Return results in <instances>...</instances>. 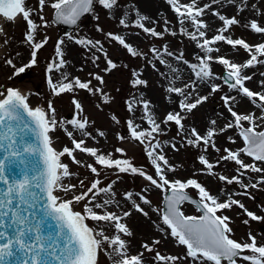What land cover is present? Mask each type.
I'll return each instance as SVG.
<instances>
[{"label":"snow or ice","instance_id":"obj_1","mask_svg":"<svg viewBox=\"0 0 264 264\" xmlns=\"http://www.w3.org/2000/svg\"><path fill=\"white\" fill-rule=\"evenodd\" d=\"M227 2L234 4L236 0H227ZM240 2L243 4L246 0H240ZM166 3L177 17L181 34L196 42L195 46L203 55L199 53L195 55L198 63L183 60V52L175 57L187 64L196 79L184 83L182 87L172 86L170 81L166 92L175 94L181 99L174 101L178 110L167 112L159 122L152 112L150 102L143 98L142 93L127 102L130 113L135 111L134 106H140L142 111L140 119L147 124L146 128H142L141 124L128 120L127 128L131 139L144 147L145 154L154 168V176L133 166L129 159H114L111 153L104 154L96 147L87 146L85 137L92 138L91 133L86 131L89 120L82 115V105L75 98L71 101L74 106V118L58 121L55 118L52 101H48L47 110L39 106L32 107L28 94L17 88L0 87V264H98V256L101 252L109 259L110 264H145L144 252L153 254V264H176V261L180 259L174 255L161 254L155 247L161 243L158 239H153L151 243L143 242L141 244L143 251L130 255L129 242L122 237L133 235L123 222L125 218L132 215V212L122 210L120 214L109 210L115 203L112 199L114 196L112 184L115 182L101 186L102 182L97 178L87 187L84 180H79L78 185L64 184L65 178L76 175L69 171L68 164L62 162L61 158L64 156L70 158L73 164L87 168L96 177L101 174L96 166L98 165L102 169H115L118 173H130L142 177L148 182L145 192L149 190V187H155L164 193H170L163 198L164 207L153 209V211L160 213V219L168 229L167 235L186 249L185 258H191L193 264L197 262L199 264H238V260L246 264H264V244H258L256 236L251 232L248 233L247 240L243 242L231 238L230 217L217 214L236 206L248 217L243 223L264 221V217L249 211L240 200L234 198L236 195L250 196L249 188L257 189L260 185H264V167L259 166L264 164V130H258L264 129V91L250 90L246 82L251 81L253 77L244 74L246 69L254 68L257 64H264L262 59L264 58V42L250 45L242 38L233 39L230 35H225L241 21L235 16L226 17L217 11H212L211 14L218 18L221 25L215 29V34L208 38L207 32L210 26L203 16L211 9V4L206 3L201 6L199 0H189L188 3H183L182 0H166ZM220 3L221 0H212V4ZM46 4L54 11V22L69 25H76L82 16L93 12L96 4L107 10L110 17L114 10L120 7L119 0H51L50 4L49 0H37L35 7L27 6V0H0V37H4L0 40V46L9 43L7 34L4 32V24H15L20 18L26 25L24 42L31 49L30 60L20 67H17L11 58L5 60V63L14 69L9 79L18 77L36 65L38 51L48 43L47 36L43 40L36 39L38 29L48 26V22L41 14ZM133 11L135 19L131 24L126 18L128 13L125 12L118 20L119 26L125 29L138 28L151 37H163L164 33L145 25L144 21L149 20L147 16L141 15L138 9ZM34 15L40 23L32 18ZM164 23L167 25L170 22L165 20ZM185 25H189L193 30L188 31ZM244 26L254 33L264 34V26L258 24L256 20ZM97 30L103 31L99 27ZM164 31L168 32L169 29L165 27ZM170 34L176 35V32ZM104 35L109 41L125 49L131 57L144 55L123 35L114 32H107ZM68 39L74 40L77 45L88 46L90 49L103 52V46L98 40L77 39L72 36ZM219 42L231 46L234 51L243 49L249 58L243 63H236L225 56L213 55L220 51L218 47H213ZM64 43L63 39L56 43L55 58L47 66L49 74L61 73L55 80L52 75L48 76L47 83L51 94L58 97L81 89L101 93L103 103H108L109 98L103 94L102 88L90 87L91 80L82 81L79 77H70L68 73L61 72L66 65L63 58L65 53L61 47ZM149 51L159 64L166 65L171 72L177 73L178 70L163 59L164 55L169 57L174 55L168 51L167 45L163 46V52L156 48H151ZM19 55L16 53V56ZM104 58L107 65L103 69L104 72H110L117 67L108 58L106 52ZM96 59L98 58L93 57V64L96 63ZM145 59H147L146 56ZM213 62L223 66L224 76L214 75L211 69ZM147 63L154 70L159 71L151 60ZM89 75L100 85L104 84L100 75L93 73ZM261 75L264 76V73ZM132 76L130 84L133 88L147 86V82L140 78L136 70L132 71ZM176 79H179V75ZM214 79L222 80L229 92L236 93V95L221 96L231 119L226 118L227 122L221 127H217L216 119H211L204 134L195 127L186 129L183 121L187 119V114H191L209 98L208 95H199L197 81L209 84ZM260 84L264 87V81ZM220 91V84L210 83L209 95ZM237 96L247 98L259 110L260 115L257 116L252 112L238 113L234 109V105L238 103ZM111 119L119 124L115 115ZM170 123L177 126L178 134L183 136L185 132L187 133L184 136L187 144L203 145L205 151L211 147L219 152L215 137L228 130H237L243 147L238 150L225 148L226 154L220 156L216 163L233 161L238 166L235 175L231 177L219 175L218 179L227 185H239L243 191L226 193L221 189V194L225 196V199L221 201L219 196L211 194L196 179L186 181L168 179L167 172H174L175 168L169 164L161 143L156 137L163 132L161 125L167 126ZM65 125L79 132L80 138L77 139L74 132ZM58 128L66 133L72 144L71 148L64 146L62 150H57L53 147V138L50 133ZM98 135L104 137L105 133L99 131ZM118 139L123 140L124 137L118 136ZM228 140L233 144L236 143L232 137H228ZM170 146L178 150L175 144ZM115 151L124 154L121 148H116ZM76 152L94 158V163L78 160L74 155ZM241 154L250 157L254 162L245 163ZM199 162L205 166L208 175H215L213 169L216 165L209 162L204 155L199 157ZM248 172L262 175L255 182L245 184L242 178ZM78 187L83 190L77 191ZM189 188L196 190L198 200L192 199L187 194L186 190ZM101 194L107 195L108 198L99 200ZM133 195L132 192H126L123 199L130 201L136 212L147 216L148 213L144 211L141 204L133 200ZM135 195L142 204L151 203L145 195L141 193ZM185 201L195 205L202 215H186L181 207ZM81 203H83L82 210H74V205ZM117 207H120L118 203ZM88 221L93 222L92 226Z\"/></svg>","mask_w":264,"mask_h":264},{"label":"rangeland","instance_id":"obj_2","mask_svg":"<svg viewBox=\"0 0 264 264\" xmlns=\"http://www.w3.org/2000/svg\"><path fill=\"white\" fill-rule=\"evenodd\" d=\"M50 2L51 0H49V4ZM136 2L137 0H119L120 7L114 10L111 17L107 10L102 9L101 6L96 4L94 5L93 12L84 17L80 21V24L67 35L63 33L64 29L62 27L53 22L54 11L48 6V4H46L41 14L44 16L45 21L48 22V26L40 27L38 29L36 39L43 40L44 37L47 36L48 43L44 48L38 51L36 65L13 79H9V76L12 75L14 69L8 66L5 63V60L11 58L15 65L20 67L22 64L27 63L30 60L31 49L24 42L26 28L25 22L21 20L15 24L8 23L5 28V33L7 34L9 43L3 45L5 47L6 55L5 57L0 58V87L17 88L21 92L28 94L32 107L39 106L47 110L48 101H52L53 107L55 108V118L58 121H67L74 118V106L71 101L75 98L82 105V115L89 120V125L86 131L91 133L92 138L85 137L87 146L96 147L104 154L111 153L114 159H129L133 166L141 168L147 174L154 176V168L145 154L144 147L137 141L131 139L127 128L128 120H133L134 123L141 121V108L138 105L134 106L135 111L130 113L127 109V102L134 96H140L141 93L145 99L144 93L150 94L149 96H151L155 90L159 95L163 94L166 100H169L171 93L166 92L167 88H161L159 82L162 65L159 64L157 60L153 59L149 50L151 48H156L163 52V46L167 45L168 51L172 53L174 52L178 56L183 52V60L187 61L190 57V50L194 47L195 43L187 36L181 34V26L175 18L167 20L170 22L167 25H165L163 21L157 26H153L158 32L164 33L162 38L148 36L138 28L129 27L125 29L119 26L118 20L125 12L128 13L126 18L130 24L132 20L135 19L133 9ZM243 5L246 8L252 9L254 14L252 20H256L258 24L264 26V0H246ZM253 5L255 7H253ZM27 6H37V0H27ZM97 16L99 17L98 19L96 18ZM32 18L37 23H40L35 15ZM144 23L147 27H150L145 21ZM245 24H250V22H243L233 26L229 33H225V35H230L233 39L242 38L250 45L264 42V34L252 32L250 28L244 26ZM98 27L103 29V31H98ZM165 27L169 29L168 32L164 31ZM184 27L187 28L188 31H191L190 27L186 25ZM107 32H114L123 35L133 47L144 55L135 58L131 57L125 49L117 45L115 42L109 41L105 37L104 34ZM171 32H176V35H171ZM69 36L77 39L98 40L103 46V52L90 49L88 46L77 45L74 40L68 39ZM61 39L65 41L61 46L63 51L65 48V55L63 58L67 57L65 61L67 62L69 60V63L72 62V66L74 67L69 76L79 77L82 81L91 80L90 87L93 89L97 87L102 88L103 94H106L109 98L108 103H103V96L101 93L88 92L81 89H77L74 93L61 94L58 97L51 94V90L47 83L48 76L52 75L55 80L61 73L57 72L49 74L47 72V66L55 58V45ZM217 46L224 54L232 55L240 60H247L249 58L243 49L234 51L231 46L223 42H220ZM105 52L107 53L108 58L117 65V67L110 72L103 71L107 66L104 58ZM16 53H19L20 55L16 56ZM145 56L147 59H145ZM93 57L98 58L96 59L95 64L92 62ZM169 58L170 57L167 55L163 56V59L165 60ZM148 60H151L159 71L154 70L153 67L147 63ZM133 70H136L139 73L140 78L147 82V86H141L139 88H133L131 86L130 81L133 79ZM212 71L216 77H222L225 74V70L223 69ZM245 71L249 72L248 75L253 77L251 81L246 83H255L257 79L262 77L261 73H264V64H257L254 68L246 69ZM89 73L100 75L104 80V84L100 85L98 81L89 75ZM215 80L221 85V91L212 94L211 98L209 95L208 100L202 104L199 111H193L191 114H187V119L183 121L186 129L193 126L192 123L199 122V120H202L207 114H209L213 102L217 103V100L221 99V96L230 94L229 89L223 84L222 80ZM250 90L257 92L264 91L258 90L257 86L251 87ZM173 96L177 97L175 94H173ZM148 101L150 102L152 99L149 97ZM257 110L258 109H256V111ZM169 111L170 107L168 106H163L161 108L159 105H156V109L153 113L156 115L159 122ZM113 115L117 117L119 124L112 121L111 117ZM65 127L72 130L77 139L80 138L81 134L71 129V126L65 125ZM161 127L163 132L156 138L160 141L164 154L166 153L165 149L169 144H175L176 149H178L174 150L172 148L169 150L168 155L165 154L169 164L175 168L174 172H167L168 179H180L182 181L196 179L211 194L219 196L221 201L225 199V196L221 194V189L226 193L243 191L239 185H227L218 179L219 175H227L229 177L235 175L238 166L231 161H220L218 164L216 163L220 156L226 154L224 149L229 148L230 146L228 137L237 138L240 143L242 142L238 137L237 130H231L229 134L216 140V147L220 149L219 152H216L211 147L205 151L203 145L197 146L187 144L184 139V136H186L187 133L185 132L183 136L178 134L177 126L174 124L170 123L167 126L161 125ZM198 130H202V128H198ZM99 131L105 133L104 137L98 135ZM200 133L204 134V132ZM118 136H123L124 139L120 140L118 139ZM51 137L53 138V144L57 150H62L64 146L69 148L72 147L69 138L62 129L58 128L56 131L52 132ZM241 147H243V144L234 149L238 150ZM116 148L123 149L124 154L117 153L115 151ZM74 155L78 160L87 163H94V158L88 157L86 154L76 152ZM201 155H204L209 162L216 165L213 169L215 175L210 176L207 174L205 166L199 162V157ZM243 157L252 163L254 162L250 157L244 155ZM61 160L63 163L68 164L71 173L76 174L63 180V183L66 185H78L79 180H84L85 186L87 187L92 180L97 178L101 180V186H107L108 184L115 182L112 184L114 193L112 199L115 203L110 206L109 210L116 211L120 214H122V210L132 212V215L125 218L123 222L126 223L133 235L131 237H122L129 242L130 255H135L143 251L141 248L143 242L151 243L153 239H158L161 243L155 247L161 252V254L180 257V259L176 261V264H193L191 258H185L186 249L183 246L178 245L173 238L167 235L168 229L163 225L162 220L160 219V213L153 211V209H162L164 192L155 187H149V190L145 192L144 189L148 187V182L138 175L118 173L115 169H102L100 166L96 165L101 173L99 177H96L87 168L73 164L67 156L62 157ZM259 166L264 167V164H259ZM260 175L262 174L248 172L246 176L242 178L243 183L249 184L250 182H255ZM260 186L264 187V185ZM82 190L83 189H80L79 187L77 188V191ZM186 191L198 198L196 190L189 188ZM126 192H132L134 194L133 200L136 203L141 204L144 211L148 213L147 216L136 212L132 207V203L123 199ZM248 192L250 193V196L236 195L234 198L240 200L249 211L254 212L258 216L264 217V192L252 188H249ZM136 193L145 195L151 203L149 205L142 204L138 197H136ZM60 195L63 194L60 193ZM105 198H108V196L101 194L99 200ZM117 203L120 207H117ZM185 204L193 209L191 215H201V212L197 211L195 205L191 203ZM82 207L83 203L74 205V210L81 211ZM217 214H223L230 217L231 223L229 226L232 229L231 238L243 242L247 240L248 233L251 232L252 235L256 236L258 244H264V231L261 230V226H264V221H249L248 224L243 223L248 217L243 213V210L236 206H233L230 210H224L222 213ZM88 223L90 226L93 224L92 221H88ZM152 256L153 254L144 252L145 264H153ZM98 264H110L109 259L102 252L98 256ZM197 264H199V262H197ZM238 264H246V262L238 260Z\"/></svg>","mask_w":264,"mask_h":264},{"label":"bare ground","instance_id":"obj_3","mask_svg":"<svg viewBox=\"0 0 264 264\" xmlns=\"http://www.w3.org/2000/svg\"><path fill=\"white\" fill-rule=\"evenodd\" d=\"M183 3H188L189 0H182ZM200 5L202 6L203 4H211V9H209L206 14L203 16V19L209 23V30L207 32V37L211 38L214 34H215V29H217L220 25L221 22L218 20V18L214 17L211 12L212 11H217L220 14L225 15L226 17H233L235 16L238 20L241 21V23L243 22H251L252 18H253V11L250 8H246L244 7V5L240 2V0H236V3L234 4H230L227 2V0H221L220 4H212V0H199ZM134 9H138L139 13L141 15H145L149 18V20L145 21L147 24L150 25V27L153 26H157L158 24L162 23L165 20H171V19H176L177 17L174 14V12L171 10L170 6L166 3V0H137ZM240 9H243L242 11H240ZM22 19L18 18L16 22L21 21ZM153 21L155 23H153ZM8 23L4 24V32H5V28L7 26ZM188 27H190L189 25H186ZM191 31L193 30L190 27ZM4 39V37H0V40ZM194 47H192V49L190 50V57L187 60L189 63H198V61L195 59V55L197 53H199L200 55H203V53L201 52L200 49H198L195 45L196 42H194ZM220 43V42H219ZM218 43V44H219ZM262 43V42H259ZM213 47H218L217 45H213ZM219 48V47H218ZM63 50V48H62ZM65 51V48H64ZM173 56L170 57L169 59H167V63L171 64L174 68H176L178 71L177 73H173L170 71V69L166 66V65H162L161 66V76L159 77V82L161 84V88H167L170 86V81L172 83V86H176V87H180L182 86L184 83L189 82L190 80H195L196 78L194 77L193 73L191 72V69L188 68L187 64L183 63V61H179L177 60L175 57H177L178 55L175 54L173 52ZM6 55V51H5V47L4 46H0V58L5 57ZM213 55H221V56H225L226 58L230 59L233 62L236 63H243L244 61H246V59H238L237 57L234 56H230L229 54H224L223 52L219 51V53H214ZM67 57L64 58V60H66ZM73 66H72V62L69 63V60L66 62L65 67L61 70V72H66L68 74H70L73 70ZM211 69L212 70H216V69H223V66L213 62L211 63ZM249 72L245 71L244 74L248 75ZM179 75V79H176V76ZM184 81V82H182ZM264 81V76H262L260 79H257L255 81V83H246V86L250 89L253 86H257L258 90H264V87L261 86L260 82ZM210 83H216L218 84V82L214 79L212 81L209 82V84H204V83H199V81H197L198 84V88L197 91L199 92V95L203 96V95H208L209 96V91H210ZM230 95H236V93L233 92H229ZM150 94L144 93L145 96V100H149V97L152 99V101H150V104L152 106V112L155 111L156 109V105H159L161 108L163 106H168L170 107V111L172 110H178L176 108V104L174 103V101H177L178 99H181L180 97H175L173 96V94H171L170 99L166 100L165 96L163 94H158V92L155 90L154 93H152L151 96H149ZM212 97V94H210V98ZM237 100L238 103L234 105V109L238 112V113H255L257 116L260 115L259 110L256 111V107L247 100V98H242L240 96H237ZM221 104V105H220ZM201 106H198L197 109H195L194 111H199L201 109ZM222 113L223 115L220 116L218 114ZM227 119H231L229 113L226 111L223 101L222 99H218L217 103H212L211 107H210V113L207 114L202 120H199V122H195L192 123L193 126L191 127H195L197 130L198 128H202V130H198L199 132H204L206 128L209 126V121L211 119H216L217 120V127H221L223 126L226 122ZM137 124H141L142 128H146L147 124L143 121H137ZM190 128V127H189ZM231 132V130H228L227 132L218 135L215 137V142L217 139H219L220 137H223L227 134H229ZM52 133H50L51 136ZM236 140V143L233 144L230 142V146L229 149L235 150L234 148L239 147L240 145H242L243 143L237 139V138H233ZM229 142V140H228ZM171 144H169V146L166 147V155L169 154V150L172 149V147L170 146ZM53 147L56 149L55 145L53 144ZM241 158L245 161V163H252L251 161L247 160L246 158L243 157V155H241ZM229 162V161H228ZM232 163H234L233 161H231ZM261 191L264 192V187L259 186L257 188V191ZM256 191V190H253ZM182 210L185 212L186 215H191L193 212V209L189 206L184 204L182 206Z\"/></svg>","mask_w":264,"mask_h":264},{"label":"water","instance_id":"obj_4","mask_svg":"<svg viewBox=\"0 0 264 264\" xmlns=\"http://www.w3.org/2000/svg\"><path fill=\"white\" fill-rule=\"evenodd\" d=\"M89 13H87V14H85L84 16H82L81 17V19L77 22V24L76 25H69V24H63V23H56V22H54V16H53V22L55 23V24H57V25H59L60 27H62L63 29H64V34L65 35H67V34H69L74 28H76L79 24H80V21L84 18V17H86L87 15H88ZM31 104V103H30ZM32 106V105H31ZM187 192V191H186ZM187 194L192 198V199H196V200H198V198H196L195 196H193V195H191L190 193H188L187 192ZM165 195H170V193H166ZM164 195V196H165ZM185 202H187V201H185ZM184 202V203H185ZM183 203V204H184ZM163 207H164V202H163ZM261 230L262 231H264V226H261Z\"/></svg>","mask_w":264,"mask_h":264}]
</instances>
